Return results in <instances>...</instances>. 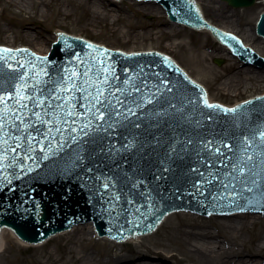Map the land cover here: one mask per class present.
<instances>
[{"label": "water", "instance_id": "1", "mask_svg": "<svg viewBox=\"0 0 264 264\" xmlns=\"http://www.w3.org/2000/svg\"><path fill=\"white\" fill-rule=\"evenodd\" d=\"M146 1H157L158 5L135 0H0V45L27 47L46 55L63 31L125 52L166 53L206 88L212 102L234 106L264 94V70L259 69H264V58L236 34L207 23L192 0ZM220 1L232 8L256 3ZM173 22L207 28L231 47L234 55L259 68L243 65L209 32ZM66 33L59 35L49 56L28 49L0 53L7 61L0 60V92L12 91L15 84L23 83L20 76L24 73H28L27 83L33 84V73L43 69L47 75L41 79L46 83L39 87L64 95L59 88L66 86L64 81L73 69L83 72L90 66V75L96 79L101 65L94 58L99 50H107L101 59L111 65L118 78H110L105 85V96L115 93L109 97L114 106L108 109L112 115L87 136L70 130L79 128L83 119L72 125L73 118H69V124L63 125L68 129L63 137L69 139L62 150L57 148L59 137L36 143V151L30 153L35 159L24 160L27 150H19L16 164L6 173L0 171V230L8 227L26 243H41L75 225L94 222L100 236L122 241L152 233L173 210L205 215L238 210L264 213V157L255 155L264 150L257 147L259 132L264 130V96L239 104L233 108L235 113L226 112L228 108L219 104L208 108L205 90L171 58L158 52L127 54ZM257 33L264 37V13ZM125 80L140 91H133ZM116 88L127 91L115 92ZM116 98L124 103H117ZM80 103L86 101H79L75 111L83 113ZM129 108L135 115L127 111ZM108 123L114 128H108ZM72 136L77 137V143L71 142ZM244 137L253 140L249 154L254 159L248 167L256 165L252 168L255 176L246 171L240 177L232 169L244 154ZM208 141L213 143L206 147ZM49 142L55 154L49 152L45 160L40 148L47 150ZM221 142L233 146L231 151L222 148L223 156L214 151ZM5 174L7 180L2 178ZM253 179L258 181L255 186ZM106 182L107 189L103 187ZM245 182L253 191L243 192L233 202L228 196L233 191L231 185L240 191ZM225 184L230 187L225 189Z\"/></svg>", "mask_w": 264, "mask_h": 264}, {"label": "snow or ice", "instance_id": "2", "mask_svg": "<svg viewBox=\"0 0 264 264\" xmlns=\"http://www.w3.org/2000/svg\"><path fill=\"white\" fill-rule=\"evenodd\" d=\"M233 39H235L233 37ZM89 47H92L89 45ZM12 50L10 49H0V53H9ZM24 51L27 50H18ZM107 50H99L98 56L94 58L98 60L101 65L98 72L95 73L96 79H92L93 70L92 67H86L83 72H79L75 69L72 70L71 74L67 76L64 84L66 86H61L59 91L64 93V95H54L56 89L47 90L40 88L39 86L42 83H46L41 79V77L46 76L47 72L41 69L40 72H35L32 75L34 83L29 85L27 83L28 73H24L20 76V80L24 81L23 83H18L14 85V90L8 91L5 90L0 92V171L6 173V170L10 167H13L17 160L20 158L21 149H26L27 151L23 155L24 160L35 159L31 156L30 153L36 151L35 144L43 143L45 140L55 141L59 137V143L57 148L61 149L65 144L68 143L69 138L63 137L64 131L68 129L64 128L63 125L69 124V118L71 119V124L75 125L78 120L83 119V123L80 124L79 128L71 127V132L79 131L84 136L90 134V130H99L104 122H106V117H111L112 113L108 109L113 108L112 100L109 97H114V92H109L108 96H105L106 88L105 85H109L110 78L115 77V70L111 65H107L104 57ZM0 60H5L3 55H0ZM83 63V62H81ZM24 65L21 64L20 67ZM10 69L13 68L12 64H8ZM33 67H35L33 65ZM103 75V79H101ZM64 78H62L63 80ZM118 79V78H116ZM80 81L78 84L76 81ZM125 84L131 86L133 91L139 92L140 88L132 85L130 80H125ZM169 91L171 89H168ZM48 91L49 95L45 96L44 93ZM126 89L116 88L115 92H124ZM81 93L82 95L77 97L75 93ZM130 94V93H129ZM117 99V103L123 104L124 101ZM59 101V103H56ZM79 101H86V103H80L79 107L85 109L83 113L75 111ZM151 99H149V103ZM250 103V102H246ZM204 104L208 108H217L218 105L209 104L207 99L204 100ZM139 106V105H137ZM242 107V106H241ZM129 113L135 115L133 109H127ZM226 112L235 113L237 109H225ZM116 115L119 116L120 113L117 111ZM94 121H100L101 124H95ZM139 127V124L136 125ZM108 128H114V124L108 123ZM106 130V129H105ZM55 133V135H54ZM72 143H77V137H70ZM260 143L257 145L258 148L264 149V130L259 132ZM191 143V141H189ZM213 142L208 141L205 145L210 146ZM253 140H250L248 137H244V148L240 159L237 163L232 165L234 172H237L240 177H243L247 172L251 173L253 176L256 174L252 172V168L256 167L252 163V168H249L248 165L253 162V154H249V149L252 147ZM232 145L229 143L221 142V147L214 149L216 154L221 156L224 155L222 148H227L229 151L232 150ZM41 152H45V155L42 159L49 158V152L55 154V151L52 149V144L49 142L48 149L44 147L40 148ZM9 154H14L9 160ZM255 155L264 157V150H261ZM8 161V163H5ZM23 167V165H21ZM31 170V169H29ZM195 171V169H194ZM203 175V173H201ZM4 180H7V175L5 174L2 177ZM211 183V181H208ZM8 183H11L8 180ZM251 184L253 186L258 184V181L253 179ZM253 186H249L245 182L244 186L240 191L236 190V185L232 184V192L228 193V196L233 199L235 202L237 197L242 196V193L252 192ZM103 187L108 188V183H104ZM230 185L225 184L224 188L227 189ZM118 200L119 197H116ZM211 214V213H210Z\"/></svg>", "mask_w": 264, "mask_h": 264}, {"label": "rangeland", "instance_id": "3", "mask_svg": "<svg viewBox=\"0 0 264 264\" xmlns=\"http://www.w3.org/2000/svg\"><path fill=\"white\" fill-rule=\"evenodd\" d=\"M196 3L200 6L208 22L215 26H219L220 28H227L240 38L246 31L251 29L256 30L260 14L264 12V3H262L261 0H257L256 4L252 7L239 9H234L219 0H196ZM256 37L258 38V36ZM249 46L264 57V40L257 39L256 42L250 43ZM241 214L243 213H240V215ZM186 217L192 222H198L203 226H206L215 234H217L218 230L214 226L222 219L218 216L208 218L193 213L179 212L171 216L155 233L140 237L142 238V242L135 245L125 244L124 246H118L108 240H102L99 238L91 239L90 236L84 237V245L81 243L75 246L70 245L74 240L71 236L73 234H70L68 233L69 231H67L65 233L68 234L51 240L42 248H26L18 244L17 239L14 237L15 235L12 236L10 232H7L5 234L7 243L5 245V251L0 254V264H33L35 259L41 258L47 260L50 257H52V264H78L67 254L65 248H67L68 244L73 248L75 258L79 257L78 255L84 256L87 251L93 253L97 260L104 259L109 254L121 252L123 260L119 264H131L137 261H148L149 259L154 260L157 258L154 250L155 248L160 247L162 250L170 249L168 251H175L177 253V258L183 259L188 254L174 230L181 225L182 220H185ZM260 230L261 228L257 224L247 226L245 230L239 232L238 240L230 244V247L237 249L242 253V258L259 257L264 259V249L250 248L255 244L258 245ZM220 239L224 241L223 236L220 237ZM163 247H167L168 249ZM150 249H152V251H150ZM51 250H53L52 254ZM137 251H139V253H136ZM63 256H66V258L61 261L60 259ZM161 259L164 261V264H174L176 261L175 259H168L166 257ZM82 263L93 264V262L89 260H82ZM195 264L205 263L198 261Z\"/></svg>", "mask_w": 264, "mask_h": 264}, {"label": "bare ground", "instance_id": "4", "mask_svg": "<svg viewBox=\"0 0 264 264\" xmlns=\"http://www.w3.org/2000/svg\"><path fill=\"white\" fill-rule=\"evenodd\" d=\"M261 2L264 3V0H261ZM221 29L228 32L231 31L227 28L221 27ZM256 36H258L256 34V30L251 29L246 31L241 37V39L243 40V43L246 46H249L250 43L256 42L257 39L264 40L262 37L258 36L257 38ZM180 213H191V212H180ZM174 214L166 217L162 225H164V223H166L167 220ZM256 224L261 228L259 232L260 235L258 238L259 243L258 245L255 244L254 246H251L250 248L264 249V216L262 214L240 215V213H236L232 217L222 218L221 221L219 223H216V225L214 226L218 230L217 234L209 230L206 226H203L198 222H192L189 220L188 217H186L185 220H182L181 225L176 227L174 230L178 235L180 242L183 244L185 251L188 254L185 258L178 259L177 253L175 251L173 250L168 251L170 249H168L167 247H163V248H167L168 250H164V249L162 250L160 249L161 248L160 247V248H155L154 250L156 257L158 259L157 258L154 260L149 259L148 261H141V262L137 261L131 264H164V261H162L161 258H165V257L168 259L169 258L175 259L176 261L174 264H195L198 261L205 264H264V259H261L259 257L242 258V253H240L237 249L230 247V244L238 240L239 232L245 230L249 225H256ZM7 232H10L11 235L14 236V233L8 229H3L1 231L0 254H2L5 251V245L7 243V238L5 234ZM68 233L73 234L71 236L72 239L74 240L70 243V245H74V246L79 245L80 243L84 245L85 236H90L91 239L100 238L97 235L95 227L92 223H87L82 226L79 225L74 229H72L71 231H69ZM68 233L59 234L51 238L49 241L38 245L26 243L24 241L17 239L16 236L14 237L17 239L18 244L22 247L42 248L46 246V244H48L51 240L64 236ZM222 236L224 237V241L220 239V237ZM101 239L108 240L118 246H124L125 244L135 245L142 242V238L136 236L130 237L121 243L112 241L106 237ZM70 245L68 244L65 250L69 255V257H71L73 261L78 264H83L82 260H89L93 262V264H119L123 260V255L121 254V252L112 253L107 255L104 259L97 260L93 255V253L87 251L84 256L78 255L79 257L75 258L73 253V248H71ZM150 251H152V249H150ZM52 253L53 250H51V254ZM136 253H139V251H137ZM65 258L66 256H63L60 260L62 261ZM51 260L52 257H50L47 260L38 258L34 260L33 264H52Z\"/></svg>", "mask_w": 264, "mask_h": 264}]
</instances>
